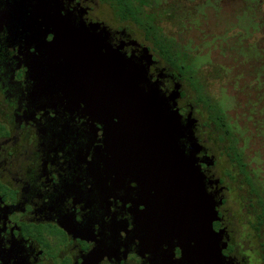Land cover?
<instances>
[{"label": "flooded vegetation", "instance_id": "1", "mask_svg": "<svg viewBox=\"0 0 264 264\" xmlns=\"http://www.w3.org/2000/svg\"><path fill=\"white\" fill-rule=\"evenodd\" d=\"M128 1L135 7L0 0V264H264V192L211 96L224 72L211 64L201 77L174 33L178 8L194 15L192 6L211 0ZM78 43L87 57L95 52L92 64L112 53L120 70L108 74L131 76L149 109H176L192 126L187 152L216 212L213 260L192 238L184 245L158 230L130 133L121 135L109 93L90 84L99 77L79 60Z\"/></svg>", "mask_w": 264, "mask_h": 264}, {"label": "water", "instance_id": "2", "mask_svg": "<svg viewBox=\"0 0 264 264\" xmlns=\"http://www.w3.org/2000/svg\"><path fill=\"white\" fill-rule=\"evenodd\" d=\"M78 45L74 44L77 51L81 50L79 60L88 63L94 77H99L90 84L109 93L116 103L121 135L130 133L132 162L136 167L138 182L142 190L151 185L146 189H152L155 193L156 213L161 221L158 230L171 237H179L184 245L192 238L202 248L204 259L213 260L217 255L215 247L218 250V233L212 225L216 212L206 194L204 178L195 155L187 152L186 143L193 142L192 126L183 125L176 109L172 115L156 108L149 109L151 96L138 89L131 76L117 72L108 74L110 70H120L108 62L116 59L112 53L107 54V58L99 51V57H95L92 64L91 55H95V52L88 51L87 57L86 49ZM96 71L103 72V75ZM139 93L142 94L137 95ZM133 104L139 106L132 108Z\"/></svg>", "mask_w": 264, "mask_h": 264}, {"label": "rangeland", "instance_id": "3", "mask_svg": "<svg viewBox=\"0 0 264 264\" xmlns=\"http://www.w3.org/2000/svg\"><path fill=\"white\" fill-rule=\"evenodd\" d=\"M248 2L211 0L192 6L195 14L189 16L177 9L181 17L174 21V33H180V42L195 54L194 68L201 77L205 78L211 64L224 72L225 81L218 80L211 96L218 101L264 192V0ZM178 69L183 74L190 70L182 64Z\"/></svg>", "mask_w": 264, "mask_h": 264}, {"label": "trees", "instance_id": "4", "mask_svg": "<svg viewBox=\"0 0 264 264\" xmlns=\"http://www.w3.org/2000/svg\"><path fill=\"white\" fill-rule=\"evenodd\" d=\"M135 1H138V0H135ZM115 2L118 4V7H119V8L124 9V10H125L126 8L132 6V4L129 3L128 0H115ZM242 2H245V5L249 3L248 0H242ZM262 2H263V0H261V3H262ZM247 6H249V5H247ZM132 7H135V6H132ZM178 9H180V8H178ZM180 10H181V9H180ZM258 11H259V10H258ZM263 12H264V9H263ZM263 12H262V13H263ZM185 13H186V12H185ZM185 13H184V14H185ZM179 19H180V17H179ZM179 19H178V21H180ZM263 28H264V27H263ZM258 38H259V35L255 36V37H254V42L258 41ZM218 115H220L221 118H223V115L221 114V112H219Z\"/></svg>", "mask_w": 264, "mask_h": 264}]
</instances>
